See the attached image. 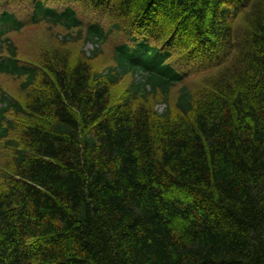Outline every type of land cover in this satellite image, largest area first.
Here are the masks:
<instances>
[{
  "label": "trees",
  "instance_id": "obj_1",
  "mask_svg": "<svg viewBox=\"0 0 264 264\" xmlns=\"http://www.w3.org/2000/svg\"><path fill=\"white\" fill-rule=\"evenodd\" d=\"M0 76V264H264V0H0Z\"/></svg>",
  "mask_w": 264,
  "mask_h": 264
},
{
  "label": "rangeland",
  "instance_id": "obj_2",
  "mask_svg": "<svg viewBox=\"0 0 264 264\" xmlns=\"http://www.w3.org/2000/svg\"><path fill=\"white\" fill-rule=\"evenodd\" d=\"M53 34L54 32H49V28L47 26L41 25L38 27H29L19 34H12L10 38L11 40L15 41V43L20 47L23 52H27L28 46L34 45L37 42H39L38 44L43 42L45 43V41L47 40V36H52ZM111 36L112 37L109 39L107 45L103 47L102 54L98 57L96 61L93 62L94 67L98 70H102L108 67L109 65H112L113 63L114 43L116 44L120 41V36ZM74 46V52L77 53L78 50H83L88 55L91 54L90 52L95 49L92 43L85 44L84 47H82L83 43L74 44ZM125 81V84L128 85V83H130L131 81V78H127ZM17 85L18 83L13 79L0 76V87L3 89L4 92L8 91L11 94H14ZM123 88L121 89L123 90ZM121 89L118 90V94L121 92Z\"/></svg>",
  "mask_w": 264,
  "mask_h": 264
}]
</instances>
